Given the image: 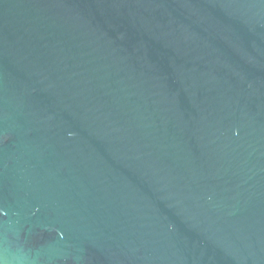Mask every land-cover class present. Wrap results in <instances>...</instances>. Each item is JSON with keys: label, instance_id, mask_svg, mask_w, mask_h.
Wrapping results in <instances>:
<instances>
[{"label": "water", "instance_id": "1", "mask_svg": "<svg viewBox=\"0 0 264 264\" xmlns=\"http://www.w3.org/2000/svg\"><path fill=\"white\" fill-rule=\"evenodd\" d=\"M0 264H264V0H0Z\"/></svg>", "mask_w": 264, "mask_h": 264}]
</instances>
